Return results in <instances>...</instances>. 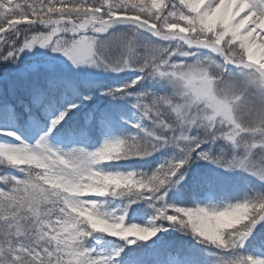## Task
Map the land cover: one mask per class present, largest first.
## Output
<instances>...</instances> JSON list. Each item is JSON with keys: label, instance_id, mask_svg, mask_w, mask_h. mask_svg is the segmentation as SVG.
<instances>
[{"label": "snow or ice", "instance_id": "obj_1", "mask_svg": "<svg viewBox=\"0 0 264 264\" xmlns=\"http://www.w3.org/2000/svg\"><path fill=\"white\" fill-rule=\"evenodd\" d=\"M0 264H264V0H0Z\"/></svg>", "mask_w": 264, "mask_h": 264}]
</instances>
